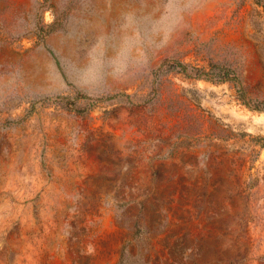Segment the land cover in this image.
Listing matches in <instances>:
<instances>
[{"label": "rangeland", "instance_id": "374dc122", "mask_svg": "<svg viewBox=\"0 0 264 264\" xmlns=\"http://www.w3.org/2000/svg\"><path fill=\"white\" fill-rule=\"evenodd\" d=\"M0 264H264V0H0Z\"/></svg>", "mask_w": 264, "mask_h": 264}]
</instances>
